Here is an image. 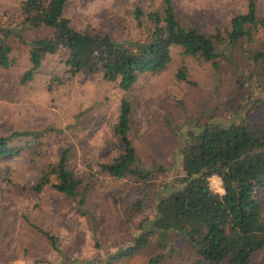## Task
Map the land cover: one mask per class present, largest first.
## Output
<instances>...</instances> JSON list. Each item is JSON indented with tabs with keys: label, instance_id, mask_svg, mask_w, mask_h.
Instances as JSON below:
<instances>
[{
	"label": "rangeland",
	"instance_id": "1",
	"mask_svg": "<svg viewBox=\"0 0 264 264\" xmlns=\"http://www.w3.org/2000/svg\"><path fill=\"white\" fill-rule=\"evenodd\" d=\"M180 20L210 32L247 11L248 0H172ZM264 14V0H256ZM21 0H0V24L20 23ZM166 0H68L67 14L81 29L126 40L144 37L135 12L162 10ZM40 31L11 35L14 63L0 68V134L34 131L43 142L0 159V264H199L195 248L177 232L151 234L132 254L145 217H154L163 184L184 173L180 147L196 123L252 122L264 138V31L219 49L216 61L185 56L179 50L170 67L142 73L131 89L134 101L130 137L141 164L158 172L148 182L114 178L100 162L119 153L113 125L124 90L103 71L72 73L64 54L50 55L31 80L29 44ZM183 70L186 78L178 73ZM21 145V143H18ZM69 166L92 186L84 203L58 192L49 174L64 148ZM163 166L166 169L159 170ZM48 174L50 181L44 176ZM264 207V184L256 189ZM142 202V209L135 206ZM48 232L57 238L54 248ZM160 257L158 262L152 260ZM252 264H264V246Z\"/></svg>",
	"mask_w": 264,
	"mask_h": 264
},
{
	"label": "trees",
	"instance_id": "2",
	"mask_svg": "<svg viewBox=\"0 0 264 264\" xmlns=\"http://www.w3.org/2000/svg\"><path fill=\"white\" fill-rule=\"evenodd\" d=\"M68 0H21L19 24H0V68L14 63L11 35L22 39L23 32L40 31L29 44L32 67L23 76L31 80L47 58L63 53L72 73L100 68L104 78L118 82L124 90L117 120L113 125L120 149L108 161L100 162V170L118 179L148 182L158 172L144 167L130 137L134 101L131 89L142 73H160L170 67L179 50L181 54L216 61L219 49L240 39H252L263 29L264 14L258 12L256 0H248L247 11L234 15L223 27L203 31L183 23L172 0L162 10L135 12L137 26L146 30L144 37L119 40L110 33L93 32L76 26L67 14ZM253 58L264 62V50ZM186 78L185 71L178 73ZM34 131L0 134V159L21 154L43 140ZM18 143H21L19 145ZM180 147L182 175L163 184L164 193L157 202L154 217L142 219L140 234L115 257L127 256L146 246L151 234L175 231L195 248L199 264H252L254 253L264 246V207L256 197V189L264 184V138L250 122L228 125L196 123L185 132ZM71 149L64 148L51 163L55 189L77 203H84L92 182L69 166ZM161 166L159 170H164ZM219 175L224 192H215L210 177ZM44 180L50 181L48 174ZM142 209V202L135 204ZM53 246L59 250L57 238ZM160 257L153 259L158 262ZM10 264V263H2ZM38 264V263H35Z\"/></svg>",
	"mask_w": 264,
	"mask_h": 264
},
{
	"label": "built area",
	"instance_id": "3",
	"mask_svg": "<svg viewBox=\"0 0 264 264\" xmlns=\"http://www.w3.org/2000/svg\"><path fill=\"white\" fill-rule=\"evenodd\" d=\"M210 186L215 192H224L223 180L219 175L210 177Z\"/></svg>",
	"mask_w": 264,
	"mask_h": 264
}]
</instances>
